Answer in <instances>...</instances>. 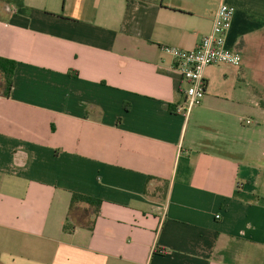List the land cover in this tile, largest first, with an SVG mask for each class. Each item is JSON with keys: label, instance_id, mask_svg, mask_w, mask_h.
I'll use <instances>...</instances> for the list:
<instances>
[{"label": "crops", "instance_id": "crops-1", "mask_svg": "<svg viewBox=\"0 0 264 264\" xmlns=\"http://www.w3.org/2000/svg\"><path fill=\"white\" fill-rule=\"evenodd\" d=\"M222 2L242 62L187 116L163 47ZM0 57V264H264V0H0Z\"/></svg>", "mask_w": 264, "mask_h": 264}, {"label": "built area", "instance_id": "built-area-1", "mask_svg": "<svg viewBox=\"0 0 264 264\" xmlns=\"http://www.w3.org/2000/svg\"><path fill=\"white\" fill-rule=\"evenodd\" d=\"M235 12L234 6L222 2L216 12L211 32L205 35L194 49L163 47L173 56L175 70L187 81V88L184 91L185 99L178 107L179 112L188 116L195 107L201 105L207 91L204 75L207 66L217 64L239 66L241 64V54L229 49L226 45L227 33L231 28ZM248 123L251 121L248 120Z\"/></svg>", "mask_w": 264, "mask_h": 264}, {"label": "trees", "instance_id": "trees-1", "mask_svg": "<svg viewBox=\"0 0 264 264\" xmlns=\"http://www.w3.org/2000/svg\"><path fill=\"white\" fill-rule=\"evenodd\" d=\"M7 3L8 5H12L15 7H23L25 4V0H1ZM16 69V61L12 59H8L5 57H0V71L3 73L5 80V94L9 95L10 90L12 89L14 82V74ZM76 202H86L90 205L95 206V212L98 213L99 207L101 204V199L75 193L73 194L72 204L74 205ZM66 230H73V227L70 228L68 226L65 227Z\"/></svg>", "mask_w": 264, "mask_h": 264}, {"label": "rangeland", "instance_id": "rangeland-1", "mask_svg": "<svg viewBox=\"0 0 264 264\" xmlns=\"http://www.w3.org/2000/svg\"><path fill=\"white\" fill-rule=\"evenodd\" d=\"M260 264V263H259Z\"/></svg>", "mask_w": 264, "mask_h": 264}]
</instances>
